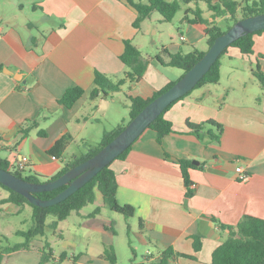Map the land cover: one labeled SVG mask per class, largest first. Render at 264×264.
Segmentation results:
<instances>
[{
    "label": "crops",
    "instance_id": "obj_1",
    "mask_svg": "<svg viewBox=\"0 0 264 264\" xmlns=\"http://www.w3.org/2000/svg\"><path fill=\"white\" fill-rule=\"evenodd\" d=\"M234 1L239 9L253 0ZM210 2L222 1L189 0L185 11L199 8L209 22L227 24L229 14L216 15ZM24 11L29 17L21 21ZM136 17L137 10L125 0H0V158L9 160L11 169L46 179L56 175L67 164L66 155L73 159L87 152L105 131L128 120L122 95L149 98L182 76L177 67L162 65L156 54L163 48L184 52L185 44L198 48L207 41L202 29L185 21L184 33L170 34L176 39L181 35L180 41L162 39L154 55L141 51L150 62L139 81L127 80L117 93L92 98L96 71L117 81L130 70L120 55L125 40L139 48L135 40L145 37L142 25L134 26ZM253 38L252 54L228 48L218 83L191 90L168 109L165 117L177 132L158 141L157 132L147 128L125 158L113 160L117 200L135 208L129 227L139 242L134 248L142 249L135 261L152 264L172 247L193 257L175 256L170 264L209 263L230 232L214 218L227 225H236L244 215L264 218V83L255 73L258 66L264 73V31ZM75 86L86 94L72 107L60 103ZM209 119L222 127L205 125L202 137L186 125L187 120ZM64 135L70 136L65 150L52 154L50 149ZM21 156L29 158L24 169L18 168ZM180 159L193 164L189 175L194 193L189 197ZM238 166L248 173L246 179L239 178ZM8 196L6 190L1 199ZM195 236L201 239L198 250ZM75 256L80 264L81 255Z\"/></svg>",
    "mask_w": 264,
    "mask_h": 264
},
{
    "label": "trees",
    "instance_id": "obj_2",
    "mask_svg": "<svg viewBox=\"0 0 264 264\" xmlns=\"http://www.w3.org/2000/svg\"><path fill=\"white\" fill-rule=\"evenodd\" d=\"M129 5L133 6L137 10V17L134 21V26L139 28L141 23L152 17L154 12H159L164 21H172L177 14V12L182 8L181 2H189V0H125ZM218 4H211L210 9L215 11L216 15L222 16L224 14H229L228 22L231 20L234 23L241 19L237 16V10L239 3L234 0H221ZM244 4V5H243ZM242 4L243 17L250 15H255L264 12V0H253L247 1ZM183 20L202 29L207 36V41L209 46L214 42L216 37L225 32L223 28L216 24L209 22L207 18L203 16V11L199 8L193 9L192 12L189 10L185 11ZM232 25H229L230 28ZM264 30H258L256 32L247 33L234 41L229 47H238L244 54H252L254 52V34L262 32ZM228 47V48H229ZM228 48L222 53L219 59L211 67V69L204 75V77L198 82L195 88L208 83H218L220 81V65L221 58L227 52ZM206 51L194 48L192 51L184 53L182 51L171 52L168 48H163L155 58L164 66L177 67L183 70V74L189 70ZM166 56V59L165 57ZM121 60L127 65L130 70L126 73L124 78L117 81L112 80L106 74L96 71L94 77L95 87L91 90L90 96L92 98L98 97L100 94L107 95L109 92H116L122 89V85L130 80L131 82L139 81L150 62L149 58L142 55L141 50L132 42V40H125V48L123 53L120 55ZM257 77L264 83V73L261 71L260 67L256 68ZM182 74V76H183ZM177 81V80H176ZM176 81L169 82L165 87L156 91L152 97L143 98L141 96H131L130 106H129V119L117 125L112 130H107L104 132L102 140L92 146L87 152L78 155L68 162L64 168L58 172L56 175L46 179V177L39 175L37 173H29L26 176L20 174V170L12 171L11 163L7 159L0 158V167L10 170L14 174L23 177L28 181L33 182H44L51 179H56L71 167L85 161L86 159L95 155L102 147L109 143L118 133H120L128 122L133 119L148 103L155 99L158 95L166 91L171 87ZM194 88V89H195ZM190 93V92H189ZM86 94V90L80 86H75L66 90L64 95L60 98V103L67 107H72L81 97ZM188 94V93H187ZM186 94V95H187ZM184 95V96H186ZM177 99L176 101L182 99ZM176 101L171 103L149 126V128L154 129L157 132L158 141H161L162 137L167 134L177 132L174 128V123L165 117V113L172 107ZM187 127L191 132L195 133L197 136L202 137V131L205 125H215L218 128L222 127V124L214 119H209L201 123L192 122L190 120L186 121ZM27 132V131H26ZM40 133L44 134L40 131ZM207 134L212 135V137L217 138V134ZM69 135H64L56 141L50 152L54 155H61L66 148L69 140ZM132 145L128 147L124 152H122L117 158H125L130 151ZM182 174L187 186L186 195L191 196L194 191L191 188V179L189 175V167L193 164L185 159L179 160ZM110 163L104 167L100 172H98L90 181L85 185L80 187L77 191L71 194L65 200L47 207H41L32 204L24 195L19 192L12 190L11 188L0 183V186L9 192V196L1 199V203H13L18 206H23L26 203L32 206L33 209V225L27 230H19L18 233L25 237L23 242L16 243L14 245H1L0 244V264L7 254L15 252L20 249H29L31 247L32 240L37 236H43L46 233L47 219L49 216L54 217V220L50 223L53 228H57L58 223L65 220L73 212H79L85 206L90 203H95L99 196H101L103 203L108 205L111 210L122 214L126 218H132L135 215V208L131 204H121L118 202L116 193L118 188V182L116 178V173L112 169ZM14 170V169H13ZM67 185H63L59 188L36 192V196L48 199L56 196L62 190H64ZM101 212V206H97L96 209L90 214V216H95ZM215 221L219 224L221 228H228L230 230L227 238L218 245L213 253L211 262L201 263V264H262L264 261V218L256 217L252 215H244L242 219L236 225H227L216 218ZM106 229L113 230V224H106ZM130 230V227H129ZM114 232V230H113ZM194 247L196 250L201 247V239L198 236L194 237ZM135 253V249L133 248ZM54 250L50 247L47 242L46 247L43 250L41 260L39 264H44L46 262L55 260L53 258ZM67 255L66 251L61 253L60 258L65 259ZM185 256L193 257L192 255L182 254L175 251L172 247L166 248L162 251L160 257L152 262V264H170L171 260L175 256ZM103 258L109 260L112 264L118 262V255L114 247L106 246L102 254ZM74 264H78V256L73 258ZM130 264H146L145 262H137L135 258H132Z\"/></svg>",
    "mask_w": 264,
    "mask_h": 264
},
{
    "label": "rangeland",
    "instance_id": "obj_3",
    "mask_svg": "<svg viewBox=\"0 0 264 264\" xmlns=\"http://www.w3.org/2000/svg\"><path fill=\"white\" fill-rule=\"evenodd\" d=\"M181 1V0H180ZM241 1V0H239ZM182 8L177 12L172 21H164L161 19L159 12H154L153 17L144 20L142 25L145 37L141 36L135 40V43L141 44L140 50L144 53L155 54L158 47L161 45V40L164 43H171L172 40L180 41L178 38H171L170 34H179L183 31L185 21L183 16L185 14L186 4L181 2ZM244 5V4H243ZM22 19H28L29 14L26 11L19 14ZM242 6L237 10V16L242 18ZM234 21L227 24L225 22L219 24L223 30H227L229 25H233ZM158 28V33H153V29ZM23 33L28 34L26 28H20ZM184 52L193 50L195 46L184 45ZM196 47L202 50H208V42L205 40ZM226 54L223 55L222 60L225 59ZM129 68V67H128ZM176 68V67H174ZM130 69V68H129ZM180 73L183 70L178 68ZM117 93V92H115ZM124 96L122 102L127 109V119H129L130 100ZM83 147V144H80ZM67 163L72 160L66 155ZM12 171H15L12 169ZM22 176L29 174L28 170H20ZM6 193V190L0 186V200ZM103 200L98 197L97 203H90L81 209L80 213L73 211L68 218L58 223L57 228L51 226L54 217L49 216L47 219L46 233L43 236L35 237L31 242L29 249H20L6 255L3 264H39L43 250L49 243L54 250L53 258L55 260L46 262L44 264H74L73 254H80V264H109V261L100 259V254L104 252L105 246H113L117 255V264H130L132 258L141 259L142 249H135L139 243L133 233L129 230V225L132 218H126L122 214L110 209L108 205L101 204ZM101 206L100 214L95 217L89 215ZM33 209L32 206L26 203L23 206H17L12 203H1L0 201V244L14 245L23 242L25 237L18 233L19 230H27L33 225ZM113 224L114 233L106 231L104 225ZM112 230V231H113ZM142 247V246H141ZM133 248L137 250L133 252ZM66 251L68 253V260L61 259V253Z\"/></svg>",
    "mask_w": 264,
    "mask_h": 264
},
{
    "label": "water",
    "instance_id": "obj_4",
    "mask_svg": "<svg viewBox=\"0 0 264 264\" xmlns=\"http://www.w3.org/2000/svg\"><path fill=\"white\" fill-rule=\"evenodd\" d=\"M258 30H264V12L237 20L230 28L216 37L201 59L171 87L148 103L109 143L95 155L71 167L58 178L33 182L0 167V183L21 193L32 204L41 207L51 206L65 200L130 147L171 103L193 90L234 41L247 33ZM63 185L67 187L52 198L43 199L34 194L50 191Z\"/></svg>",
    "mask_w": 264,
    "mask_h": 264
},
{
    "label": "built area",
    "instance_id": "obj_5",
    "mask_svg": "<svg viewBox=\"0 0 264 264\" xmlns=\"http://www.w3.org/2000/svg\"><path fill=\"white\" fill-rule=\"evenodd\" d=\"M28 161H29V158L27 156H21V158L18 161V168L19 169H24L25 166L27 165ZM236 170L238 172H240V175H239L240 179L243 180V179H246L248 177V173L243 169L242 166H238L236 168Z\"/></svg>",
    "mask_w": 264,
    "mask_h": 264
}]
</instances>
